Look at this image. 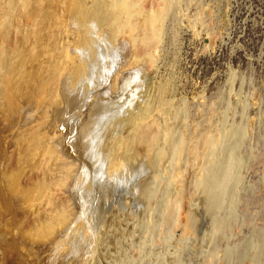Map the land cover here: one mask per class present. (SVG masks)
<instances>
[{"label": "rangeland", "instance_id": "rangeland-1", "mask_svg": "<svg viewBox=\"0 0 264 264\" xmlns=\"http://www.w3.org/2000/svg\"><path fill=\"white\" fill-rule=\"evenodd\" d=\"M167 6L85 41L69 0H0L26 78L0 106V264H264V0Z\"/></svg>", "mask_w": 264, "mask_h": 264}, {"label": "bare ground", "instance_id": "bare-ground-1", "mask_svg": "<svg viewBox=\"0 0 264 264\" xmlns=\"http://www.w3.org/2000/svg\"><path fill=\"white\" fill-rule=\"evenodd\" d=\"M143 1H145V0H69V9L71 11L70 14L72 16L78 15L77 17H79V20H80L79 27H80V29L82 30V33H83V40L87 41L89 39L90 35H92V33L90 31L91 29H88V24L90 22L93 23V28L97 29V30L99 29V31H102L101 30L102 28L108 27L110 29L109 30L110 32H113V33L114 32H118L120 30V28H124V27H126L127 24H129L130 19L133 18L134 15H137V16L141 15V12H143V10H141V3ZM153 1H154V4L158 6L155 10L152 11V14L155 13L154 14V17H155L154 20L157 21V20H160V19L161 20L164 19V16L167 14L166 10L169 7L167 5L172 0H153ZM167 15H169V14H167ZM138 22L140 24L143 23V22H141V18L140 17H136L135 18V24L134 23H130L129 27L132 28V27L136 26V24ZM6 24L7 23L5 21L0 24V38L3 35V31H4L5 27H6ZM0 46H1V44H0ZM1 50L2 51H0V106H3V107H1V110H6V109L9 110V107L12 104L13 98L17 97V91L19 90L18 89L19 87L17 88V86H16L17 85L16 82L18 83L19 81H21L23 79H26V78L25 77H21L20 76L21 74L17 76V73H19V71H20L19 66H22L24 64V63L20 64V61L18 59V55H17V57L16 56L14 57V55H16V54L13 55L6 47H2ZM91 53L94 54V49L91 51ZM20 60H23V59H20ZM24 67H25V65L22 66V68L25 70ZM14 70H16V71H14ZM23 73H25V71ZM52 73H53L54 76L52 78L51 88L47 92L48 99L46 97H45V99L49 102V104H53L54 105V104H57V102H59L58 91H57L59 83H58V79L56 77V75H58V74L55 75V71H52ZM20 78H21V80H20ZM27 80H29V78H27ZM8 81H9V83L10 82L12 83V84L8 83L9 84L8 86H10L9 88L7 86H4V84L6 82H8ZM3 97H5V99ZM4 100H6V101H4ZM37 133H36V136H37ZM41 134H42V131H41ZM41 134H39V135H41ZM118 134H121V133H118ZM146 137H150L147 134L146 129H141L138 135L132 134L127 139H125V137L123 135L122 136L120 135L118 137V139H117V141H118L117 143H118L119 147H122L125 144V142H127V141L133 143L132 141H134V139H137V138L138 139H143V138H146ZM181 173L182 172H178L173 177L172 184L174 186L177 185V182L180 179ZM42 185H41V187H35L33 190H31L32 192H31V195H30L29 198H33V200L39 199L41 193H44V192H42L43 189L47 190V194L46 195H48V190L51 188V186L49 185V183H47V184L44 183ZM49 191H51V189ZM15 192L17 194H19V197L21 199H23V193L21 191L15 190ZM49 193L51 194V192H49ZM50 197L51 198H49V199H52V195ZM30 201H32V200H30ZM67 203H68V200H67ZM37 204L40 205V203H37ZM55 212L57 213L56 210H55ZM55 214L51 217V220H48V222H46L45 225L42 227L43 228L41 230V231H43L42 234H44V235L53 234L57 228H60L62 225L65 224L64 223V221H65L64 217H65L66 211L61 209L60 211H58L57 215H55ZM61 216H63V217H61ZM12 229H14V228H12ZM65 240L67 241V239H65ZM66 241H64V243ZM6 242H7V240H6ZM58 243H60V241ZM6 244H4V245H6ZM49 244H51V243H49ZM4 245L2 247H4ZM65 245H66V243H65ZM65 245H63V247H65ZM5 248H7V247L5 246ZM9 249H11V248H9ZM0 251H2V250H0ZM49 255H50V253H49Z\"/></svg>", "mask_w": 264, "mask_h": 264}]
</instances>
